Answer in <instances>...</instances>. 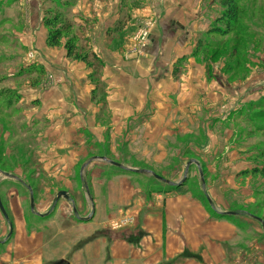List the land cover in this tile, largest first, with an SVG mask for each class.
<instances>
[{
    "label": "rangeland",
    "instance_id": "1",
    "mask_svg": "<svg viewBox=\"0 0 264 264\" xmlns=\"http://www.w3.org/2000/svg\"><path fill=\"white\" fill-rule=\"evenodd\" d=\"M124 1L126 7H140L145 0ZM41 5L44 11L58 9L66 13L71 22L67 0H43ZM238 9L243 10V15L235 35L203 34L193 49L197 51L193 58L204 65L207 82L214 80L216 92L218 86H225L230 95H225L222 101L215 96L214 105L210 98V107L204 103L206 98L200 97L197 119H192L189 114L188 120L185 115L184 124H174L180 121L173 122L172 119V124H128L126 128V124H121L117 125L120 129L110 128L108 134L105 132L109 138L115 133L124 138H113L109 145H96L89 140L74 165L61 169L63 174L59 177L45 176V162L40 159L54 148L45 134L54 132L57 124L42 116L32 119L30 113L38 107L37 101L27 105L17 91L11 90L18 95L7 89L3 91L2 86L8 80L0 71V200L8 216L6 221L0 213L1 254H7L10 259H24V264H164L165 261L149 263L148 238L151 236L139 224L119 230L114 224L119 222L107 224L109 214L125 211L128 206L120 203L112 208L111 205L108 185L119 176L120 184L125 179L121 191L125 187L128 193L142 190L148 197L153 193H172L198 203L200 200L211 216L234 227L231 243L221 246L227 255L226 263L264 264V233L261 224L252 218L264 220V175L259 173L264 167V0H244ZM152 24L146 22L144 26ZM73 32L79 39L77 45L91 51L83 37L77 31ZM234 36L246 41L243 59L246 62L243 61L242 67L229 70L226 64L229 53H220L218 48L224 44L223 50L229 52L235 43ZM131 40L129 51L132 43H136ZM205 40H210L211 45L206 47ZM214 42L217 47H212ZM212 55L216 58L209 60ZM28 56L29 53L26 58ZM29 67H22L20 73H30ZM91 71L95 75L90 82L98 85L100 94L103 91L99 80L101 68L93 64ZM225 71L230 75L235 73L232 79L222 77ZM7 98L11 103L13 101L8 107L3 104ZM98 101L97 97L95 102ZM99 102L98 120L104 128L108 125L104 123L109 114L105 102ZM180 117L182 114L178 119ZM147 125L149 128L145 130ZM77 151L79 148L75 149ZM94 157L114 161L128 170H147L173 183L184 178L188 162L197 165L189 166L182 186L186 194L182 195L175 192L173 186L155 180L149 174L134 175V172L100 160L91 162L80 176V169ZM28 189L34 198L33 211L30 210ZM60 191L67 192L73 205L60 199L52 207ZM89 197L98 207L93 218L86 222L84 218L91 211ZM226 212L238 215L231 219L220 218Z\"/></svg>",
    "mask_w": 264,
    "mask_h": 264
},
{
    "label": "crops",
    "instance_id": "2",
    "mask_svg": "<svg viewBox=\"0 0 264 264\" xmlns=\"http://www.w3.org/2000/svg\"><path fill=\"white\" fill-rule=\"evenodd\" d=\"M69 1L74 30L103 64L99 80L104 86L109 114L104 128L98 120L100 107L91 97L95 89L89 78L91 68L68 59L62 46L46 45L43 0H0V71L8 80L2 87L17 91L27 105L37 101L38 107L30 113L32 119L42 116L57 124L54 132L45 134L49 145L54 146L48 155L40 156L45 162V176H61V169L74 165L89 140L96 145H109L113 138H124L116 133L109 138L110 128L176 121L180 122L174 124H184L185 115L188 120L189 114L197 119L200 97L206 98V105L211 98L214 105L217 97L222 101L230 95L223 85L216 92L214 80L207 82L204 65L192 56L196 40L219 16V0H145L140 7H126L124 0ZM146 22H153L147 43L140 54L131 53L130 40ZM31 52L34 60L29 63L26 56ZM30 64L44 69L37 81L32 74L20 73L22 67ZM222 77L228 79L226 75ZM225 84L230 86L226 81ZM179 114L182 117L178 119ZM148 128L145 126V130ZM77 148L79 151L75 152ZM54 155L56 160L52 159ZM94 158L80 169V176L84 168L97 161ZM117 178L108 185L112 208L120 203L128 206L125 211L109 214L107 224L119 222L114 223L118 230L139 224L155 241L152 244L148 238L149 263L227 264L221 246L231 243L235 232L232 224L212 217L200 203L189 198L172 193H153L148 197L142 190L128 193L125 187L121 191L125 179L120 184ZM93 198H88L91 211L84 218L86 222L98 207ZM1 253L0 248V264H24V259H10Z\"/></svg>",
    "mask_w": 264,
    "mask_h": 264
},
{
    "label": "trees",
    "instance_id": "3",
    "mask_svg": "<svg viewBox=\"0 0 264 264\" xmlns=\"http://www.w3.org/2000/svg\"><path fill=\"white\" fill-rule=\"evenodd\" d=\"M67 1H68V8H69L71 6V2L69 0ZM243 1L244 0H219V5L222 10L219 16L210 24V27L205 34L208 36H219V37H225L226 35L231 34V33L235 35L236 32L238 31L236 29V26L238 25L237 23L239 22L240 17L243 15V10H239L238 6L239 4L243 3ZM42 21H43V25L48 29L46 45L49 48L62 46L64 50L66 51V57L70 59L71 61L82 62L88 68H92L93 64H96L98 68L103 67L101 60H99L94 53L90 52L88 49L85 51L83 47H79L77 45L76 40H79V39L75 37V33L73 32L75 31L74 24L72 22H69V20L66 18V13L59 11L58 9H54L53 11L45 10ZM63 41L64 43L62 44ZM233 42H235L234 46L229 52H227L226 50H223L225 46L224 44L221 49L218 48V50H220L219 51L220 53H222V51H223V54L225 55L229 53L227 56V63H226L227 68L229 70L231 68H234V69L239 68L242 65L243 61L246 62L245 60H243L246 57L245 52H244L246 41L243 38L238 39V37L234 36ZM204 43L206 47L211 45L210 40L209 41L205 40ZM213 44L214 46L212 47H217L216 42H214ZM238 51H241V52H238ZM196 54H197V51L194 50L192 53V56L194 57L196 56ZM212 57L209 60L216 58V57H213V58ZM28 66H30L29 69L31 70V72L24 74V75L30 76L32 74L36 76L35 81H37L38 78L44 74V69L42 66H39L36 64H31ZM224 74L228 78L227 80H229V79H232L235 73L230 75L228 74V72L225 71ZM94 75H95L94 73H91L89 75L90 80L94 77ZM100 85L103 91L102 93L99 94V90L97 88L98 85L95 84V89L91 92V97L93 100L97 99L98 97L99 101L100 100L104 101V98H105L104 86L103 84H100ZM7 90H9L14 95L17 94L15 91L14 92L11 91V89H7ZM3 91H6V90L4 89ZM99 101L97 104L100 103ZM3 104L6 107H8V106H11L10 104H13V101L11 103V101L7 98L5 103ZM259 173H263L264 175V167L259 170ZM133 174L138 175L136 173H133ZM125 175H129V174L125 173ZM184 183L180 186H176V187L173 186L174 191L182 195L186 194L185 190L182 189V186L184 185ZM199 202L202 203L200 200ZM202 204L205 206L204 203ZM212 217L215 218L216 216L212 215ZM223 217L231 219V216H227V215L220 216V218H223Z\"/></svg>",
    "mask_w": 264,
    "mask_h": 264
},
{
    "label": "water",
    "instance_id": "4",
    "mask_svg": "<svg viewBox=\"0 0 264 264\" xmlns=\"http://www.w3.org/2000/svg\"><path fill=\"white\" fill-rule=\"evenodd\" d=\"M95 159L100 160V161L107 162V163L111 164L112 166H115V167H118V168H121V169L130 171V172L140 173V174H149L155 180H158V181H160V182H162V183H164V184H166L168 186H174V187L180 186V185H182L185 182V180L187 179V176H186L187 175V170H188L189 166H191V164L197 165V163H195V162H188L186 164V170L184 172V178L182 180H180L178 183H173V182H170V181H168V180H166V179H164V178H162L160 176H157L154 173H152L150 171H147V170H128V169L124 168L121 164L116 163V162H112V161H108V160H106L103 157L102 158H94L93 160H95ZM6 177H7V175H6ZM202 189H204L203 183H202ZM28 190H29L30 210L33 211L34 210L33 195H32L31 190L30 189H28ZM60 199H64V200H67V201L71 202V199L69 198V195L67 194V192L60 191V192L57 193V195L55 197V200H54V202L52 204V207H54ZM73 210H74V208H73ZM0 213L3 216V218L7 221L8 220V216H7L5 210H4L3 206H2L1 200H0ZM74 213L76 214V211L75 210H74ZM222 214L223 215H227V216H235V215H238L237 213H234V212H226V213H222ZM252 218L261 224L262 231L264 233V222H263V220H261L259 218H256V217H252ZM11 232H12V229H11V226H10V232H9L8 236H10Z\"/></svg>",
    "mask_w": 264,
    "mask_h": 264
},
{
    "label": "built area",
    "instance_id": "5",
    "mask_svg": "<svg viewBox=\"0 0 264 264\" xmlns=\"http://www.w3.org/2000/svg\"><path fill=\"white\" fill-rule=\"evenodd\" d=\"M152 25H145L144 28L138 31L137 35L134 36L133 40L136 43H132V46L130 48V52L134 54H140L142 49L145 46L146 41L148 40V34L150 33ZM28 62L30 63L31 61L34 60V55L33 53H29V56L27 57Z\"/></svg>",
    "mask_w": 264,
    "mask_h": 264
}]
</instances>
